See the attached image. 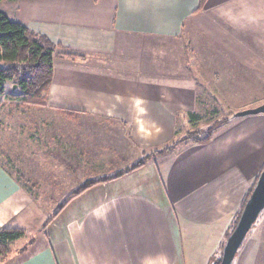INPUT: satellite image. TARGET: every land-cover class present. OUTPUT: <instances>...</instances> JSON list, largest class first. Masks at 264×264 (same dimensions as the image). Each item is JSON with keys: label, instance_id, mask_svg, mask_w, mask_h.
<instances>
[{"label": "crops", "instance_id": "crops-1", "mask_svg": "<svg viewBox=\"0 0 264 264\" xmlns=\"http://www.w3.org/2000/svg\"><path fill=\"white\" fill-rule=\"evenodd\" d=\"M7 1L12 4L1 0L0 11L10 19L79 55L54 53L44 104L90 120L119 122L121 130L136 127L138 88H163L137 80L138 38L177 36L186 19L200 12L194 11L198 0ZM223 3L228 12L240 6L264 15V0ZM169 115L164 112V118ZM85 142L75 139L72 148L85 153ZM263 165L264 113L231 118L207 142L186 141L134 171L88 187L47 221L41 238L19 250L17 258L1 261L208 264ZM26 191L0 162V227L29 224ZM262 215L233 264H264Z\"/></svg>", "mask_w": 264, "mask_h": 264}, {"label": "rangeland", "instance_id": "rangeland-1", "mask_svg": "<svg viewBox=\"0 0 264 264\" xmlns=\"http://www.w3.org/2000/svg\"><path fill=\"white\" fill-rule=\"evenodd\" d=\"M12 9L16 10L15 4ZM182 27L177 36L137 40V80L147 82L145 86L152 80L163 88H138L135 129L121 130L119 122L90 120L74 116L77 112L72 110L0 96V162L29 190L30 199L24 209L29 224L11 243L7 256L17 258L19 250L41 238L51 215L87 181L113 175L183 138H203L213 122L264 103L260 10L238 6L228 12L223 0H206L198 15L188 17ZM160 96L162 103L152 100ZM164 112L170 113L168 119ZM133 135L132 146L128 140ZM82 138L85 153L81 147L72 148V142ZM33 247L37 249L38 243Z\"/></svg>", "mask_w": 264, "mask_h": 264}, {"label": "trees", "instance_id": "trees-1", "mask_svg": "<svg viewBox=\"0 0 264 264\" xmlns=\"http://www.w3.org/2000/svg\"><path fill=\"white\" fill-rule=\"evenodd\" d=\"M205 2L206 0H198L197 6L194 11L200 10ZM54 53H58L72 59L79 56L69 48L60 46L58 44H53L46 37L36 33H32L24 24L10 19L5 12L0 11V96H4L9 100H19L18 103L21 102L26 105L44 104L43 101L45 99V94L52 79V59ZM6 83H9L10 86L13 85V88H6ZM190 116L193 120L198 119V116L196 114H190ZM231 117L232 115L221 119L219 122H213V124L207 129L206 136H204L203 138H197L196 136H194L188 139H191V141L194 142L209 141L214 131L219 126L228 122ZM188 139L183 138L182 140H180V142H175L172 146L166 147L161 150H155L145 159L138 160L132 166L118 171L113 175L87 181L84 185H82V187L74 192L56 210V212L51 215V217L58 213L59 210L71 198L75 197L88 187L119 178L131 171H134L135 169H138L139 167L144 165V163L149 159L160 155V153L165 154L172 151L179 144L186 142ZM252 186L241 202L240 207L233 219V222L225 235L224 241L220 244L218 251L211 258L208 264H219L221 250L225 239L231 232L240 214L242 206L252 189ZM46 223L44 227L46 226ZM23 234L24 230L22 228L9 226L0 227L1 258L7 257V255L11 252V243L21 238ZM25 249L26 247H23L20 252L24 251Z\"/></svg>", "mask_w": 264, "mask_h": 264}, {"label": "water", "instance_id": "water-1", "mask_svg": "<svg viewBox=\"0 0 264 264\" xmlns=\"http://www.w3.org/2000/svg\"><path fill=\"white\" fill-rule=\"evenodd\" d=\"M264 113V103L232 114V117H241ZM264 210V166L260 170L252 189L246 198L240 214L221 250L219 264H232L237 251L242 246L247 233L252 228L258 216Z\"/></svg>", "mask_w": 264, "mask_h": 264}]
</instances>
